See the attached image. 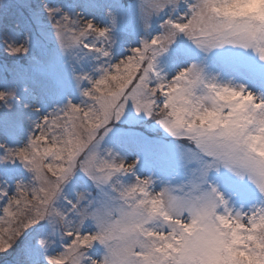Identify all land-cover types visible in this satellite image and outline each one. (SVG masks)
I'll use <instances>...</instances> for the list:
<instances>
[{"label": "snow or ice", "instance_id": "1", "mask_svg": "<svg viewBox=\"0 0 264 264\" xmlns=\"http://www.w3.org/2000/svg\"><path fill=\"white\" fill-rule=\"evenodd\" d=\"M218 2L204 0L213 9ZM174 3L87 0L82 6L94 15L85 18L77 5L65 10L25 0L26 15L0 16V133L16 145L0 143V164L19 162L29 174L11 192L0 186V254L21 242L23 264H91L93 257L81 250L98 244L104 264H227L221 241L230 246L233 232L245 237L242 243L257 242L264 206L237 213L215 187L205 185L212 171L224 168L264 194V159L245 143L260 127L259 113L253 116L249 105L264 109V94L209 79L206 61L230 46L251 50L264 63V46L226 30L224 21L206 16L199 5L176 15ZM95 14L102 17L99 23ZM121 30L139 41L114 59V34ZM89 58L95 63L86 71ZM65 70L80 104L69 99L34 114L31 109L44 99L66 95ZM18 107L29 113L26 142ZM190 108L202 111L200 127L183 115ZM160 111L172 119L154 121ZM121 121L140 126L119 133L117 144L129 152L158 145L159 130L170 137L184 167H190L187 183L156 191L151 175L137 174L139 158L129 162L120 151L103 147ZM73 189L84 190L79 202ZM185 189V195L175 194ZM166 195L171 211L161 213L157 205ZM144 206L155 215L142 219ZM157 218L167 225L162 231L148 227ZM70 221L80 230L68 228L57 238L58 223ZM198 225L207 227L187 237ZM145 237L154 238L150 249ZM235 251L251 255L242 245Z\"/></svg>", "mask_w": 264, "mask_h": 264}, {"label": "rangeland", "instance_id": "2", "mask_svg": "<svg viewBox=\"0 0 264 264\" xmlns=\"http://www.w3.org/2000/svg\"><path fill=\"white\" fill-rule=\"evenodd\" d=\"M8 2L9 0H0V5H6ZM57 4L60 5L59 3ZM83 4L84 3L76 4L77 7L75 11L80 12L85 18H93L94 14L91 10L85 9L83 6H78ZM60 6L65 8V10H71L65 4ZM95 19L99 23L102 17L95 14ZM121 27L123 29L124 25L122 24ZM114 35L117 40V44L113 48L114 59L117 58L118 53H124L127 48L138 45L139 36H126L123 30L117 31ZM206 62L213 73H220L225 79H231L234 83L239 85L243 84L249 91L257 95L264 94V63L259 61L258 57L251 50L233 49L229 46L223 50H217ZM89 63L90 62L84 63V69L86 71V66ZM226 65H231L234 70L228 71ZM162 67H165L167 71V66L163 61ZM172 74L174 73L168 72L169 78H171ZM64 89L66 95L55 96L51 100L46 98L36 105V107L40 108L41 115L50 112L55 107H62L69 99L75 104H80L82 97L79 92L74 90L71 86L69 70H65L64 72ZM15 112L20 114V118L25 127L21 142H26L29 134V113L24 112L22 108L19 107L15 109ZM137 119L139 118L137 117ZM119 124L127 126H118ZM130 126L132 125L127 124L125 121L117 123L113 133L103 142V147L114 148L120 151L127 157L129 162L139 158L141 162L137 166V174L142 178L151 175L157 181L154 185L156 191H159L161 187L165 185L175 189H179L185 185L190 176V167H184L171 138L162 131L163 135L167 137L168 140L157 137L159 139V144L153 148L138 152H129L123 145L117 144V139L120 131H128L132 128ZM160 133L159 131L158 134L154 135L157 136ZM0 143L16 146L2 133H0ZM28 177L29 174L19 162L15 165L4 164V166L0 168V180H6L8 182V189L10 192L14 190L16 181H23L26 183ZM210 187H215L218 193L223 195L224 199L228 201L229 208L233 211L247 213L250 209L264 206V196L258 192L247 178L240 179L224 168H220L218 171H212L209 174L205 189L210 190ZM102 252L103 248L97 244L89 255L93 258H99ZM22 259L24 258L22 257Z\"/></svg>", "mask_w": 264, "mask_h": 264}, {"label": "clouds", "instance_id": "3", "mask_svg": "<svg viewBox=\"0 0 264 264\" xmlns=\"http://www.w3.org/2000/svg\"><path fill=\"white\" fill-rule=\"evenodd\" d=\"M189 5H199L201 10L208 17H213L220 21H224L226 24V30L237 32L239 36L249 39L253 43H257L261 46H264V0H220V2L214 5V9L210 6L204 4V0H175V3L172 5V9L175 11L176 15H185ZM91 71V70H90ZM207 76L209 79L212 77H219V82L223 84H231L232 86H238L239 84L234 83L231 79H225L220 73H213L211 70H208ZM259 96V95H257ZM250 112L253 116H258V122L260 127L255 128L253 131L255 135L249 133V138H245V143L248 147V150L254 154L256 157L264 159V131H261V128H264V109H262L259 103L252 102L249 105ZM31 111L35 114L39 111V108L33 107ZM206 111V109H205ZM202 115V111L198 108L192 109L185 112L183 115L187 117L188 120H191L193 124H196L197 127H200V123L197 120V115ZM164 119L170 120L171 117L167 113L160 111L153 116V120ZM187 122V121H186ZM252 123V121H248ZM112 151H116L114 148H109ZM56 161L53 160V163ZM149 178V177H146ZM152 183L155 185L157 182L152 176L150 177ZM21 181H16L15 184L20 183ZM0 186L4 189H8L9 185L6 180H0ZM151 187V186H150ZM175 189L170 186L161 187V191L164 188ZM188 189H185L184 192H175L176 195H185ZM72 198L76 199L79 202L80 196L84 195V190H75L73 189ZM159 196V192L156 193V197ZM264 196V194H262ZM159 212L171 211L169 206L168 196L166 195L163 198V201L157 205ZM259 208V207H257ZM251 210V209H250ZM249 210V211H250ZM240 211H237L239 213ZM140 217L148 218L155 215L152 211L151 206H144L139 211ZM243 219V217H241ZM150 230L162 231L167 225L160 219H155L153 223L148 225ZM207 226H205L206 229ZM68 228H71L73 231H79L80 226L78 223L69 222L68 224L58 223L56 229V236L59 238L60 234L66 231ZM198 225L191 232L187 233V237L196 236L197 233L205 230ZM257 242L248 241V243H242L245 240V237H240L233 232L229 239L231 240V245L225 247L223 241H221V247L223 252L221 253L225 257L227 264H264V248L259 247V244H264V227H261L257 233ZM154 238H144V244L150 249L153 243ZM249 244L251 247H249ZM91 245V241H89ZM236 245H242L250 252V256H243L235 251ZM182 247V246H181ZM94 247L89 246L81 250L82 255L90 256L89 253L92 252ZM91 264H104V252H102L99 258H93Z\"/></svg>", "mask_w": 264, "mask_h": 264}, {"label": "trees", "instance_id": "4", "mask_svg": "<svg viewBox=\"0 0 264 264\" xmlns=\"http://www.w3.org/2000/svg\"><path fill=\"white\" fill-rule=\"evenodd\" d=\"M25 0H9L8 4L6 5H2V7H0V16L2 17H19L21 15V13H24L26 15L25 9L23 7ZM34 3H40L41 0H33ZM44 2H49V3H53L58 5L57 3H59L60 5L65 4L66 6H68L71 9L72 5H76V4H80V3H85L87 2V0H44ZM135 0H125V3H134ZM10 3V4H9ZM59 5V6H60ZM78 6H82V5H78ZM86 62H90L89 64H87V71H90L93 64L95 63V61H93L91 58L88 59V61ZM0 124H2V120H0ZM118 126H127V125H118ZM130 127H134L136 128V130H139L140 126H130ZM161 133L159 135H157V137H162L164 138V140H168L167 137H165L162 133V130H159ZM4 166V164H0V168H2ZM126 180H130L132 179L131 177H127L125 178ZM22 243L18 242L17 246L13 248V250L9 253L6 254H0V264H23V259H22V254H21V249H22Z\"/></svg>", "mask_w": 264, "mask_h": 264}]
</instances>
